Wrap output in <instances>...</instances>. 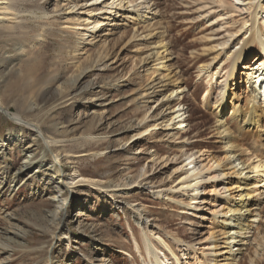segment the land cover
I'll return each mask as SVG.
<instances>
[{
    "label": "rangeland",
    "instance_id": "374dc122",
    "mask_svg": "<svg viewBox=\"0 0 264 264\" xmlns=\"http://www.w3.org/2000/svg\"><path fill=\"white\" fill-rule=\"evenodd\" d=\"M42 1L13 0L0 22V95L10 109L7 115L0 112V140L7 130L16 132L9 116L18 113L39 126L43 139L52 140L49 148L61 154L60 165L55 164L62 174L48 182L47 175L22 171L19 187L9 192L22 151L33 146V163L44 146L27 130L7 145L0 161L6 179L0 192V264H142L147 262L143 233L167 242L179 264H203L200 252L211 247L212 216L224 205L218 192L228 185L199 179L200 196L186 208L190 203L177 183L192 167L200 178L211 176L215 164L208 161L222 156L210 111L216 95L205 96L206 77L237 51L249 6L241 0H224L229 5L219 0H50L41 7ZM160 77L164 86L156 89ZM8 83L19 92L10 93ZM243 92L241 84L235 91L239 106ZM18 101L36 102L38 108L19 112L13 108ZM177 110L185 114L187 128L168 136L167 130L179 127L178 120L166 123ZM221 119L229 120L226 114ZM241 145L249 154L264 155V135L241 137ZM203 149L207 155L198 158ZM53 160L48 152L47 165ZM74 168L88 180H111L123 190L112 197L76 185L68 197L63 193L67 201L55 221L53 182L68 179ZM261 179L260 227L238 264H264ZM210 191L217 192L210 196Z\"/></svg>",
    "mask_w": 264,
    "mask_h": 264
},
{
    "label": "bare ground",
    "instance_id": "6f19581e",
    "mask_svg": "<svg viewBox=\"0 0 264 264\" xmlns=\"http://www.w3.org/2000/svg\"><path fill=\"white\" fill-rule=\"evenodd\" d=\"M12 1L13 0H0V10L1 6H4L3 11L0 13V22L10 14L9 6ZM48 1L50 0H44L38 5L42 7V5ZM241 1L246 2L243 6H249V10L251 11L249 20L242 22V26L246 28V31L243 33L240 46L237 51L227 59V64L222 63L214 70L213 74H209L206 77L208 80L206 81L207 88L205 90V96L210 97L212 93H215L216 95L215 100L211 104L210 111L215 120L213 134L218 140V144L221 146L220 151L222 156H213L211 160L208 161H213L215 164L214 170L208 172L211 176L200 178V175L195 174V167H192L191 173H188L189 170L185 171L183 173L184 175L177 183V186H180L178 191L182 192V196H186L190 203L189 205L180 203V205H184L186 208L195 204L200 196L198 187L201 182H198L199 179L204 183L210 182L217 185L221 184L222 181H225L228 185L226 191L222 188L218 192L224 201V205L216 214L217 216H212V222L214 225L211 231V247H206L209 249H204V251L201 249L200 252L203 264H238L244 252L248 250L250 245L249 239L253 236V232L257 231L258 234L260 227L258 223V220L261 218L259 210L260 203L257 200L260 199L262 195L259 190L260 184L263 183L261 178H264V155L256 154L254 152H250L249 154L242 148L241 137L249 135L250 137L257 138L264 135V0H257L254 5V0ZM218 2L223 5H229L224 0H219ZM11 20V24L16 23L14 18ZM261 26L263 29H261ZM10 28L11 25L6 26L7 30ZM17 49L19 50L20 47H17ZM83 49L84 47L80 48L78 58ZM22 77L23 76H19L16 80L19 81ZM162 80L163 78L160 77V79L156 81L154 88L156 87V89H160L163 87ZM9 84L10 83L6 84L5 88H7L10 93L19 92V87L12 91ZM72 84L74 85L73 82ZM241 84L244 86L243 106H239L236 102L238 101V97L235 94V91ZM175 93L178 92L176 91ZM172 96L173 92L167 96V99H171ZM35 103L31 101H18L14 102L13 108L16 107L17 109L18 107L20 109H18L19 112H32L38 105ZM9 111V106H6L3 103L2 93L0 95V112L7 115ZM181 111H173L166 121V123L175 122L177 120L179 122L178 128L172 127L167 130L168 136H173V134H171L172 132H178L179 130L187 128V126H185V114ZM225 114L229 118L228 121H223L221 119ZM9 117L14 124L16 123L15 125L17 129L16 132L10 129L7 130L5 134L6 138L3 139V142L0 140V161L1 159L3 160V156H5L4 151L7 145L10 142L17 143L20 141L23 137L22 133L24 130L31 132L33 135V142L43 144L44 148H42L40 158L33 163L31 160L33 158V146L29 145L22 151V155L24 156L23 163L10 178L8 191L10 192L11 189L13 191L15 188L19 187L17 185V180L20 175L28 169H30L28 172L30 177L36 175L42 177L43 175H47L44 177H47L48 182H52L55 177L60 176L62 171L57 168L55 162L60 165L59 157H61V154H54L51 151V148H49V144L52 140L50 138L43 139L41 132L37 128L39 126L36 123H33L36 126L35 127L34 125L29 124L30 122H24L18 113H12ZM261 121H263V124H261ZM37 130L42 138L41 140L36 132ZM129 143L130 139H128V142L124 145ZM47 151L50 155L52 154L54 159L50 165H47V162L45 161V156L48 153ZM198 154V158L205 157L207 151L203 149L200 150ZM207 159L208 158H205V160ZM114 164L115 162H111L109 166ZM191 164L192 163H190V165ZM31 168H34V171H32ZM40 171H44L43 174ZM5 182L6 179L3 177L2 172L0 173V192H3ZM112 183L114 182L111 180L105 183L98 182V180H88L87 178L82 177L78 172H75V168L72 170L71 175L68 176V179H60L57 182L54 181L55 194H53L51 200L57 206V216L54 218L55 221L59 218L58 213L60 215L63 213V207L67 201V198H63V193L66 192L67 196L68 192L71 191L74 186L87 184L94 188L92 190L103 191V193H108L113 197L118 195L123 189H117L121 185L116 186L117 184L113 185ZM104 184L106 186H103ZM213 192L217 191H210L208 194L212 196L215 194ZM112 200L114 201V198H112ZM171 201L173 202V200ZM138 217L140 218L141 215ZM62 219L63 217L59 219V222L57 223L58 227L61 226ZM215 226L217 227L215 228ZM197 227H200V225ZM262 235L264 236V234ZM149 236L151 239H149L145 233L142 234L141 245L147 261L145 262V260L142 259V264H179V259L167 242L156 234L149 233ZM5 238L8 242L14 241L12 237L9 238V236H6ZM173 241H176V239H173ZM133 244L134 249L139 253L140 247L138 242L133 240ZM157 246L161 247L164 252L160 251ZM258 248L262 251L263 243L261 246L258 245ZM189 250L193 252L194 261L196 251L194 250V247H190ZM166 255L170 256L172 263H169ZM199 261L200 260H197L196 262L195 260L194 264L199 263Z\"/></svg>",
    "mask_w": 264,
    "mask_h": 264
}]
</instances>
